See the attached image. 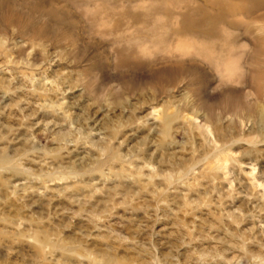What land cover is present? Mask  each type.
Masks as SVG:
<instances>
[{
  "label": "rangeland",
  "instance_id": "1",
  "mask_svg": "<svg viewBox=\"0 0 264 264\" xmlns=\"http://www.w3.org/2000/svg\"><path fill=\"white\" fill-rule=\"evenodd\" d=\"M0 264H264V0H0Z\"/></svg>",
  "mask_w": 264,
  "mask_h": 264
},
{
  "label": "bare ground",
  "instance_id": "2",
  "mask_svg": "<svg viewBox=\"0 0 264 264\" xmlns=\"http://www.w3.org/2000/svg\"><path fill=\"white\" fill-rule=\"evenodd\" d=\"M12 161V159L9 157V156H6L4 159H3V162L7 165V164H10ZM41 243H45L46 240L45 239H41L40 240Z\"/></svg>",
  "mask_w": 264,
  "mask_h": 264
}]
</instances>
